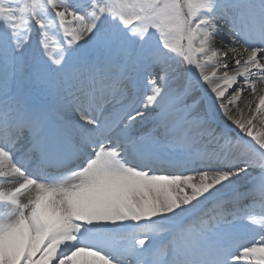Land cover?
Masks as SVG:
<instances>
[{"label": "snow or ice", "instance_id": "6c2138e0", "mask_svg": "<svg viewBox=\"0 0 264 264\" xmlns=\"http://www.w3.org/2000/svg\"><path fill=\"white\" fill-rule=\"evenodd\" d=\"M0 264H264V0H0Z\"/></svg>", "mask_w": 264, "mask_h": 264}]
</instances>
